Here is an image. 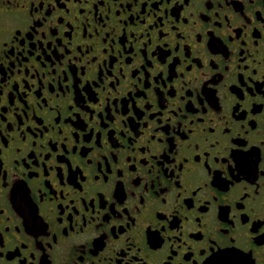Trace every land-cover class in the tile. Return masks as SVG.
Returning <instances> with one entry per match:
<instances>
[{
	"label": "flooded vegetation",
	"instance_id": "1",
	"mask_svg": "<svg viewBox=\"0 0 264 264\" xmlns=\"http://www.w3.org/2000/svg\"><path fill=\"white\" fill-rule=\"evenodd\" d=\"M0 264H264V0H0Z\"/></svg>",
	"mask_w": 264,
	"mask_h": 264
}]
</instances>
